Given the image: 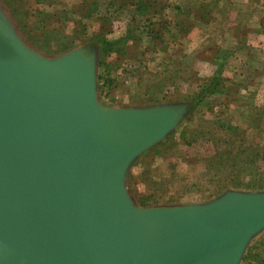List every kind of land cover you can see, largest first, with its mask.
<instances>
[{"label":"water","instance_id":"obj_1","mask_svg":"<svg viewBox=\"0 0 264 264\" xmlns=\"http://www.w3.org/2000/svg\"><path fill=\"white\" fill-rule=\"evenodd\" d=\"M96 50H32L0 10V264H239L264 228V192L136 206L131 162L187 105L109 107Z\"/></svg>","mask_w":264,"mask_h":264},{"label":"rangeland","instance_id":"obj_2","mask_svg":"<svg viewBox=\"0 0 264 264\" xmlns=\"http://www.w3.org/2000/svg\"><path fill=\"white\" fill-rule=\"evenodd\" d=\"M245 1L148 0L141 12L130 6L131 12L113 13L117 19L111 26L103 20V28L99 22L90 29L116 39L124 34L127 20H135L136 40L125 45L126 52L105 54L96 44L80 43L60 52L56 42L50 41L44 50L32 44L18 27L20 14L14 11L33 10L38 6L35 0H0V10L26 46L43 57L93 47L96 97L101 105H187L175 128L139 154L125 176L136 206H176L208 203L227 191L264 192V0ZM109 2L100 0L99 13H105ZM74 3L43 0L42 8ZM22 20L31 24L36 17ZM231 22L233 27H228ZM44 25L52 26L47 21ZM31 36L35 38V32ZM226 53L230 54L219 74L227 94L193 104L192 96L201 91ZM214 56L219 58L212 65ZM108 79L112 82L104 86ZM141 199H147V204ZM259 241L264 242V228L252 236L239 264L248 248Z\"/></svg>","mask_w":264,"mask_h":264},{"label":"trees","instance_id":"obj_3","mask_svg":"<svg viewBox=\"0 0 264 264\" xmlns=\"http://www.w3.org/2000/svg\"><path fill=\"white\" fill-rule=\"evenodd\" d=\"M52 1V0H48ZM38 4L33 10H15L14 14L18 16V27L26 32L28 38L32 39L31 42L38 48L44 50L50 44V41L56 42L58 46L56 51H65L78 45L80 43H87L88 45H95L100 48L101 53L126 52L125 45L132 43L136 40L135 29L136 26L133 22L134 19L127 20L126 29L124 34L120 35L116 39H107L104 32H100L97 29L90 30L95 24H99L103 28L101 22L109 21V26L113 21L117 19L113 13H119V11L131 12L130 6L135 7L134 11L141 12V8L145 7L148 0H110L109 7L104 14L100 11V0H76L73 5L66 7H59L55 4H50L49 9L42 8L43 0H35ZM18 13V14H17ZM124 13V12H122ZM29 14V15H28ZM132 14V13H131ZM31 15V16H30ZM36 17V20L28 24L22 18L24 17ZM22 20V21H21ZM52 24V28H47L44 22ZM134 24V25H133ZM31 32H35L36 37L31 36ZM30 34V35H29ZM43 41V42H41ZM93 45V46H94ZM230 53L223 54V57L214 56L211 60V64L215 65L214 72L207 77L205 85L201 91L192 96L191 101L194 104L207 103L208 99L212 98V95L226 93L224 85H222V77L219 74L222 70L224 62ZM110 79L106 80L104 86L110 84ZM227 94V93H226ZM204 99H207L206 101ZM209 105V104H208ZM236 128V127H233ZM196 135H191L192 138H196ZM209 137L208 139H210ZM191 142V141H190ZM190 142H187L190 143ZM231 152V150H230ZM236 161V157H235ZM234 161V162H235ZM235 166L234 164H231ZM251 174V173H250ZM147 199H141L142 204ZM261 260L264 262V242H260L250 248H248L246 255L243 256V264H261ZM262 262V263H263Z\"/></svg>","mask_w":264,"mask_h":264},{"label":"crops","instance_id":"obj_4","mask_svg":"<svg viewBox=\"0 0 264 264\" xmlns=\"http://www.w3.org/2000/svg\"><path fill=\"white\" fill-rule=\"evenodd\" d=\"M244 2H246L245 0H243ZM257 20V17L255 18V21ZM256 23V22H255ZM255 23H253V24H255ZM233 25H234V23L233 22H231V24L228 26V27H233ZM249 26V25H248ZM230 38H231V40H230V42L231 43H233V38H234V36H232V35H230ZM249 44H252V41L251 40H246ZM261 50V49H260Z\"/></svg>","mask_w":264,"mask_h":264}]
</instances>
